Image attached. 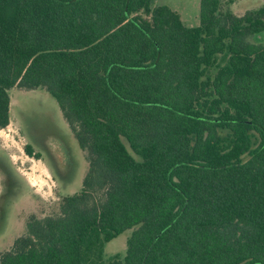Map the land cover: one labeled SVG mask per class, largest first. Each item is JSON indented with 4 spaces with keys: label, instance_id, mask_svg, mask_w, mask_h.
<instances>
[{
    "label": "trees",
    "instance_id": "trees-1",
    "mask_svg": "<svg viewBox=\"0 0 264 264\" xmlns=\"http://www.w3.org/2000/svg\"><path fill=\"white\" fill-rule=\"evenodd\" d=\"M227 1L0 0V130L45 89L88 160L0 264H264V5Z\"/></svg>",
    "mask_w": 264,
    "mask_h": 264
},
{
    "label": "rangeland",
    "instance_id": "rangeland-1",
    "mask_svg": "<svg viewBox=\"0 0 264 264\" xmlns=\"http://www.w3.org/2000/svg\"><path fill=\"white\" fill-rule=\"evenodd\" d=\"M154 5L170 6L189 27L200 24L201 0H155ZM263 5L264 0H230L225 8L241 15ZM252 40L262 42L264 35ZM19 116L32 131L30 138ZM29 144L32 155L26 151ZM87 170V154L56 99L45 89L14 88L10 124L0 130V251L11 248L27 232L31 216L55 213L64 196L82 187ZM131 232L109 243L106 257L116 252L125 255Z\"/></svg>",
    "mask_w": 264,
    "mask_h": 264
},
{
    "label": "flooded vegetation",
    "instance_id": "flooded-vegetation-1",
    "mask_svg": "<svg viewBox=\"0 0 264 264\" xmlns=\"http://www.w3.org/2000/svg\"><path fill=\"white\" fill-rule=\"evenodd\" d=\"M19 118L21 119V121H22V123H23L24 127H25V128H26V130L28 131L27 125L25 126V123H24V121H23L22 117H21V116H19ZM30 133H32V131H31V130H29V131H28L29 138H30Z\"/></svg>",
    "mask_w": 264,
    "mask_h": 264
}]
</instances>
